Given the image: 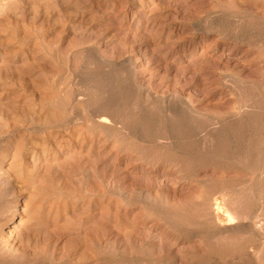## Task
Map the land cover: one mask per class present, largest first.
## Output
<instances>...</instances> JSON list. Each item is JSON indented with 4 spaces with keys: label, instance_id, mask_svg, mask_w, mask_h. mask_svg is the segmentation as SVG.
<instances>
[{
    "label": "rangeland",
    "instance_id": "obj_1",
    "mask_svg": "<svg viewBox=\"0 0 264 264\" xmlns=\"http://www.w3.org/2000/svg\"><path fill=\"white\" fill-rule=\"evenodd\" d=\"M260 234L264 0H0V264H264Z\"/></svg>",
    "mask_w": 264,
    "mask_h": 264
},
{
    "label": "bare ground",
    "instance_id": "obj_2",
    "mask_svg": "<svg viewBox=\"0 0 264 264\" xmlns=\"http://www.w3.org/2000/svg\"><path fill=\"white\" fill-rule=\"evenodd\" d=\"M252 93H253V92H252ZM257 98H258V97H257ZM243 102H244V101H243ZM103 119H104V118L99 119V120L102 121ZM108 120H109V119H108ZM101 121H100V122H101ZM105 121H106V119H105ZM105 121H104V122H105ZM106 124H108V123H106ZM31 143H32V142H31ZM262 143H263V142H262ZM40 145H41V144H40ZM44 145H45V144H44ZM32 146L34 147V145H32ZM41 146H42V145H41ZM46 146H47V145H46ZM35 147H36V146H35ZM33 149H34V148H33ZM47 149H48V148H47ZM18 155H19V154H18ZM32 156H33V155H32ZM258 164H259V162H258ZM260 170H261V169H260ZM261 172H262V171H261ZM257 173H258V172H257ZM259 173H260V172H259ZM226 176H227V175H226ZM246 176H247V175H246ZM246 176H245V177H246ZM257 176H258V175H257ZM261 176H262V175H261ZM261 176H260V178H261ZM258 177H259V176H258ZM222 178H223V176H222ZM251 179H252V176H251ZM249 181H251V180H249ZM256 182H257V181H256ZM260 183H262V182L260 181ZM247 184H248V183H247ZM262 184H263V183H262ZM256 185H257V184H256ZM256 185H255V186H256ZM258 185H259V184H258ZM248 186H250V185H248ZM255 188H256V187H255ZM220 190H221V189H220ZM220 190H219V191H220ZM256 190H257V189H256ZM260 190H261V189H260ZM229 191H230V190H229ZM239 191H240V190H239ZM247 192H248V191H247ZM255 192H256V191H255ZM218 193H219V192H218ZM238 193L240 194V192H238ZM244 193H245V191H244ZM249 193H250V192H249ZM257 193L259 194L260 192H257ZM215 195H216V194H215ZM222 195H223V193H222ZM249 195H250V194H249ZM251 195H252V194H251ZM254 195H255V194H254ZM220 196H221V194H220ZM247 196H248V195H247ZM252 196H253V195H252ZM223 197H224V196H223ZM231 197H232V196H231ZM259 198H260V196H259ZM212 199H213V198H212ZM223 199H224V198H223ZM225 199H226V198H225ZM244 199H245V198H244ZM255 199H256V198H255ZM214 200H216V199H214ZM218 200H219V199H218ZM248 200H249V199H248ZM262 200H263V199H262ZM216 201H217V200H216ZM232 201H233V200H232ZM245 201H246V200H245ZM255 201H257V200H255ZM214 202H215V201H214ZM214 202H212V203H214ZM226 202H227V201H226ZM238 202H239V201H238ZM218 203H219V202H218ZM222 203H223V201H222ZM223 204H224V203H223ZM223 204H222V205H223ZM239 204H240V203H239ZM243 204H244V203H243ZM262 205H263V204H261V206H262ZM205 206H206V205H205ZM212 206H213V205H212ZM214 206H215V205H214ZM219 206H220V205H219ZM231 206H232V205H231ZM234 206H235V205H234ZM239 206H240V205H239ZM256 206H257V205H256ZM216 207H218V206H216ZM223 207H225V205H224ZM232 207H233V206H232ZM218 208H219V207H218ZM218 208H217V209H218ZM236 208H237V207H236ZM201 209H202V207H201ZM210 209H211V208H210ZM210 209H209V210H210ZM221 209H222V208H221ZM221 209H219V210H221ZM224 209H225V208H224ZM257 209H258V207H257ZM259 209H261V208H259ZM9 210H10V209H9ZM199 210H200V209H199ZM202 210H203V209H202ZM225 210H226V211H225V212H226L225 215L228 217L229 220H232V221H233V219H236V218L239 219V218H241V214H242V213H241L240 211H238V210H236V209H231V210H230L229 208H227V209H225ZM22 211H23V210H22ZM203 211H204V210H203ZM207 211H208V210H207ZM256 211H257V210H256ZM256 211H255V212H256ZM8 212H9V211H8ZM218 212H219V211H218ZM257 212H258V211H257ZM222 213H223V212H222ZM4 214H5V213H4ZM20 214H21V213H20ZM23 214H24V213H23ZM24 215H25V214H24ZM209 216H210V215H209ZM213 216H214V215H213ZM253 216H254V215H253ZM256 217H257V216H256ZM262 217H263V216H262ZM193 218H194V217H193ZM217 218H218V220L220 221L219 224H222V223H221V218H220L218 215H217ZM217 218H216V221H217ZM246 218H247V216H246ZM212 219H213V218H212ZM248 219H249V218H248ZM13 220H14V219H13ZM210 220H211V219H210ZM243 220H245V218H244ZM250 220H251V219H250ZM254 220H255V219H254ZM259 220H260V219H259ZM18 221H19V220H18ZM26 221H27V220H25V223H27ZM203 221H204V219H203ZM227 221H228V220H227ZM22 222H23V221L21 220V223H22ZM229 222H230V221H229ZM229 222H228V223H229ZM244 222H245V221H244ZM230 223H231V222H230ZM232 223H233V222H232ZM242 223H243V222H242ZM18 224H19V223H18ZM214 224H215V223H214ZM217 224H218V223H217ZM240 224H241V223H240ZM240 224H239V225H240ZM233 225H234V224H233ZM241 225H242V224H241ZM243 225H245V224H243ZM252 225H253V224H252ZM6 226H7V225H6ZM193 226H194V225H193ZM217 226H218V225H217ZM217 226H215V227H217ZM226 226H227V225H226ZM226 226H225V228H226ZM231 226H232V224H231ZM236 226H237V225H236ZM26 227H27V226H26ZM221 227H222V226H221ZM221 227H220V228H221ZM255 227H256V226H255ZM3 228H4V227H3ZM23 228H24V227H23ZM23 228H22V229H23ZM28 228H29V227H28ZM252 228H253V226H252ZM9 229H10V228H9ZM14 229H15V228H14ZM24 229H26V228H24ZM218 229H219V228H218ZM243 229H245V228L243 227L242 230H243ZM239 230H240V229H239ZM5 231H6V230H5ZM5 231H4V232H5ZM211 231H212V230H211ZM252 231H253V230H252ZM6 232H9V231H6ZM11 232H12V230H11ZM214 232H215V230H214ZM222 232H223V231H222ZM226 233H227V232H226ZM229 233H230V232H229ZM7 234H8V233H7ZM11 234H12V233H11ZM15 234H16V233H15ZM210 234H211V233H210ZM214 234H215V233H214ZM12 235H13V234H12ZM208 235H209V234H208ZM223 235H224V234H223ZM244 235H245V234H244ZM260 235H261V234H260ZM261 236H263V235H261ZM211 237H212V236H211ZM254 237H255V236H254ZM263 237H264V236H263ZM220 238H222V237H220ZM222 239H223V238H222ZM222 239H221V240H222ZM226 239H227V238H226ZM229 239H230V238H229ZM229 239H227V240H229ZM233 239H234V238H233ZM233 239H232V240H233ZM260 239H261V238H260ZM227 240H225V241L227 242ZM234 240H235V239H234ZM234 240H233V241H234ZM223 241H224V240H223ZM235 241H236V240H235ZM228 242H229V241H228ZM261 242H262V241H261ZM0 243H1V242H0ZM222 243H223V242H222ZM230 243H233V242L231 241ZM234 243H235V242H234ZM249 243H250V242H249ZM1 244H2V243H1ZM232 245H233V244H232ZM259 245H260V244H259ZM261 245H262V244H261ZM261 245H260V246H261ZM228 246H229V245H228ZM251 246H252V245H251ZM220 247H221V246H220ZM225 247H226V246H225ZM231 247H232V246H231ZM249 247H250V246H249ZM261 247H262V246H261ZM3 248H4V247H3ZM250 248H251V247H250ZM256 249H258V246H257V248H255V250H256ZM259 250H260V249H259ZM1 251H2V250H1ZM256 251H257V250H256ZM256 251H254V252H256ZM240 252H241V251H240ZM251 253H252V252H251ZM258 255H259V252H258ZM247 256H248V255H247ZM253 256H255V254H253ZM257 257H258V256H257ZM226 258H227V257H226ZM228 258H229V257H228ZM258 260H259V259H258ZM260 261H261V260H260Z\"/></svg>",
    "mask_w": 264,
    "mask_h": 264
}]
</instances>
